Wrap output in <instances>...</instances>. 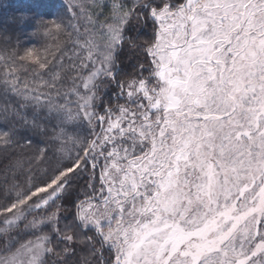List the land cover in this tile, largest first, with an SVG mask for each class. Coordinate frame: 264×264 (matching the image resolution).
Returning <instances> with one entry per match:
<instances>
[{
    "label": "snow or ice",
    "instance_id": "snow-or-ice-1",
    "mask_svg": "<svg viewBox=\"0 0 264 264\" xmlns=\"http://www.w3.org/2000/svg\"><path fill=\"white\" fill-rule=\"evenodd\" d=\"M0 0V264H264V0Z\"/></svg>",
    "mask_w": 264,
    "mask_h": 264
},
{
    "label": "trees",
    "instance_id": "trees-1",
    "mask_svg": "<svg viewBox=\"0 0 264 264\" xmlns=\"http://www.w3.org/2000/svg\"><path fill=\"white\" fill-rule=\"evenodd\" d=\"M28 2L39 5L38 11L47 13L53 10V6L59 4V0H28Z\"/></svg>",
    "mask_w": 264,
    "mask_h": 264
}]
</instances>
